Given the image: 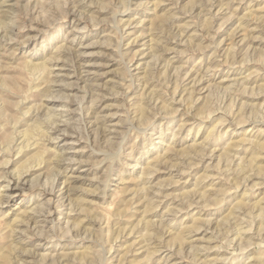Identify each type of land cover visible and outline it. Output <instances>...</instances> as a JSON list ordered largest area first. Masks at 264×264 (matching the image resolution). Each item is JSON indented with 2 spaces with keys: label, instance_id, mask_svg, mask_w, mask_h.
I'll return each mask as SVG.
<instances>
[{
  "label": "rangeland",
  "instance_id": "374dc122",
  "mask_svg": "<svg viewBox=\"0 0 264 264\" xmlns=\"http://www.w3.org/2000/svg\"><path fill=\"white\" fill-rule=\"evenodd\" d=\"M0 264H264V0H0Z\"/></svg>",
  "mask_w": 264,
  "mask_h": 264
},
{
  "label": "bare ground",
  "instance_id": "6f19581e",
  "mask_svg": "<svg viewBox=\"0 0 264 264\" xmlns=\"http://www.w3.org/2000/svg\"><path fill=\"white\" fill-rule=\"evenodd\" d=\"M37 66L42 67V68L44 69V68H45L44 66H46V62H41V63H39V64H36V67H37ZM80 66H81V65H80ZM42 68H41V69H42ZM30 133H31V132H30ZM247 139H248V138H247ZM247 139H246V140H247ZM246 140H244V141H245V142H248V141L250 142L251 139H249L248 141H246ZM249 142H248V143H249ZM253 142H254V141H253ZM243 144H244V143H243ZM7 195H8V194H7ZM39 214H40V213H39ZM35 217H36V216H35Z\"/></svg>",
  "mask_w": 264,
  "mask_h": 264
}]
</instances>
